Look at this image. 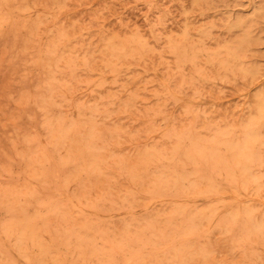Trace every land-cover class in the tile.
Here are the masks:
<instances>
[{
  "label": "rangeland",
  "instance_id": "1",
  "mask_svg": "<svg viewBox=\"0 0 264 264\" xmlns=\"http://www.w3.org/2000/svg\"><path fill=\"white\" fill-rule=\"evenodd\" d=\"M0 264H264V0H0Z\"/></svg>",
  "mask_w": 264,
  "mask_h": 264
}]
</instances>
